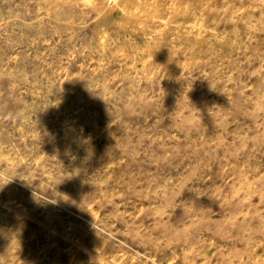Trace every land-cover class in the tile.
Returning <instances> with one entry per match:
<instances>
[{"label":"rangeland","instance_id":"obj_1","mask_svg":"<svg viewBox=\"0 0 264 264\" xmlns=\"http://www.w3.org/2000/svg\"><path fill=\"white\" fill-rule=\"evenodd\" d=\"M0 264H264V0H0Z\"/></svg>","mask_w":264,"mask_h":264}]
</instances>
